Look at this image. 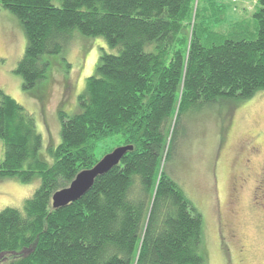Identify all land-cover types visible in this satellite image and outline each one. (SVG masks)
<instances>
[{
  "label": "trees",
  "instance_id": "1",
  "mask_svg": "<svg viewBox=\"0 0 264 264\" xmlns=\"http://www.w3.org/2000/svg\"><path fill=\"white\" fill-rule=\"evenodd\" d=\"M228 5L0 0L26 36L16 67L24 89L45 78L42 56L60 53L75 30L103 37L107 48L78 97L81 110L59 111L51 164L40 157L33 116L0 90V178L40 180L21 210H0V264L204 263L202 216L167 164L188 109L264 90V0L252 13L236 8L240 17L227 24ZM112 136L132 150L80 199L53 208V193L98 161L93 144Z\"/></svg>",
  "mask_w": 264,
  "mask_h": 264
},
{
  "label": "rangeland",
  "instance_id": "2",
  "mask_svg": "<svg viewBox=\"0 0 264 264\" xmlns=\"http://www.w3.org/2000/svg\"><path fill=\"white\" fill-rule=\"evenodd\" d=\"M238 1L226 7L227 24L240 17L237 9L244 7L249 13L255 9V0ZM26 43L21 21L1 9L0 90L33 116L36 131L42 137L40 157L51 164L54 159L49 150L60 142L59 111L72 116L81 110L78 97L84 93L86 78L94 73L100 54L107 51L106 43L101 36H84L73 31L60 53L42 56L41 59L48 62L45 78L34 87L24 89L16 67ZM233 109L228 145L219 158L220 135L228 125V113ZM182 126L185 135L179 138L167 168L202 216L200 252L203 264H264V90L246 99H221L190 108L182 116ZM238 139H250L258 147V153L253 157L254 172L241 183L234 196L236 216L232 223L247 251L243 262L237 260L236 247L229 246L226 253L228 247L217 237V208L223 209L231 199L232 156L239 146ZM119 146L123 144L116 136L98 140L93 144L94 157L100 160ZM2 160L3 142L0 139V162ZM39 184L38 176L26 183L15 178H0V210L6 207L21 210L24 200Z\"/></svg>",
  "mask_w": 264,
  "mask_h": 264
},
{
  "label": "flooded vegetation",
  "instance_id": "3",
  "mask_svg": "<svg viewBox=\"0 0 264 264\" xmlns=\"http://www.w3.org/2000/svg\"><path fill=\"white\" fill-rule=\"evenodd\" d=\"M233 110L230 111L228 118V125L226 126L223 133H221V144L218 151L217 157H221L224 153L229 140L230 129L232 128V119H233ZM241 142V143H240ZM232 144V142H231ZM230 144V145H231ZM237 144L239 145L235 151L233 150L234 155L232 156L234 171L230 181V197L231 199L227 201L223 209H218V225H217V237L223 246H227L226 253L230 250L229 246L236 247V256L238 262H243L246 257L245 245L241 243V239L238 237L235 225L232 223V218L236 216L235 213V201L234 196L236 195L238 188L241 187V183L245 182L250 175L254 172L252 167L253 157L258 153V147L255 142H252L250 139H245L240 141L238 139ZM219 207V206H218ZM226 248V247H224ZM231 264V262H230Z\"/></svg>",
  "mask_w": 264,
  "mask_h": 264
},
{
  "label": "water",
  "instance_id": "4",
  "mask_svg": "<svg viewBox=\"0 0 264 264\" xmlns=\"http://www.w3.org/2000/svg\"><path fill=\"white\" fill-rule=\"evenodd\" d=\"M129 150L131 145H124L114 148L105 154L92 167L80 170L68 186L55 191L51 197L53 208H63L69 203L80 199L92 186L95 178L107 173L111 168L118 165L122 157Z\"/></svg>",
  "mask_w": 264,
  "mask_h": 264
},
{
  "label": "built area",
  "instance_id": "5",
  "mask_svg": "<svg viewBox=\"0 0 264 264\" xmlns=\"http://www.w3.org/2000/svg\"><path fill=\"white\" fill-rule=\"evenodd\" d=\"M220 1H223L225 3H230V4H234V3L239 2L238 0H220Z\"/></svg>",
  "mask_w": 264,
  "mask_h": 264
}]
</instances>
